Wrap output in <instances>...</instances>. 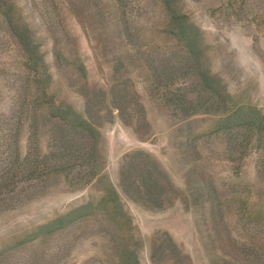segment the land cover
I'll return each instance as SVG.
<instances>
[{
	"label": "rangeland",
	"instance_id": "374dc122",
	"mask_svg": "<svg viewBox=\"0 0 264 264\" xmlns=\"http://www.w3.org/2000/svg\"><path fill=\"white\" fill-rule=\"evenodd\" d=\"M0 264H264V0H0Z\"/></svg>",
	"mask_w": 264,
	"mask_h": 264
}]
</instances>
